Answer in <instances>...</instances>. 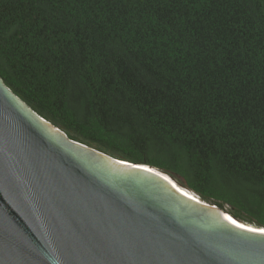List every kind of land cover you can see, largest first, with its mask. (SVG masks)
<instances>
[{
    "label": "trees",
    "instance_id": "16d2710c",
    "mask_svg": "<svg viewBox=\"0 0 264 264\" xmlns=\"http://www.w3.org/2000/svg\"><path fill=\"white\" fill-rule=\"evenodd\" d=\"M0 78L70 139L264 228V0H0Z\"/></svg>",
    "mask_w": 264,
    "mask_h": 264
},
{
    "label": "water",
    "instance_id": "95a60500",
    "mask_svg": "<svg viewBox=\"0 0 264 264\" xmlns=\"http://www.w3.org/2000/svg\"><path fill=\"white\" fill-rule=\"evenodd\" d=\"M261 229L70 139L0 78V264H264Z\"/></svg>",
    "mask_w": 264,
    "mask_h": 264
},
{
    "label": "bare ground",
    "instance_id": "6f19581e",
    "mask_svg": "<svg viewBox=\"0 0 264 264\" xmlns=\"http://www.w3.org/2000/svg\"><path fill=\"white\" fill-rule=\"evenodd\" d=\"M177 186V185H175ZM177 188L179 190H181L185 195H187L190 199H192L193 201H195V196H193L190 192H187L186 190H183L181 187L177 186ZM196 202V201H195Z\"/></svg>",
    "mask_w": 264,
    "mask_h": 264
},
{
    "label": "snow or ice",
    "instance_id": "6c2138e0",
    "mask_svg": "<svg viewBox=\"0 0 264 264\" xmlns=\"http://www.w3.org/2000/svg\"><path fill=\"white\" fill-rule=\"evenodd\" d=\"M260 231H261L262 234H264V229H261Z\"/></svg>",
    "mask_w": 264,
    "mask_h": 264
}]
</instances>
